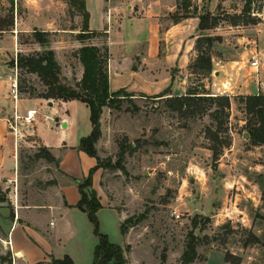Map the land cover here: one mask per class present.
Listing matches in <instances>:
<instances>
[{
  "label": "rangeland",
  "instance_id": "rangeland-1",
  "mask_svg": "<svg viewBox=\"0 0 264 264\" xmlns=\"http://www.w3.org/2000/svg\"><path fill=\"white\" fill-rule=\"evenodd\" d=\"M191 1L199 14L210 11L216 16L227 18L219 26L201 32L203 35L220 37L212 48L213 69L222 67L224 61L241 60L247 65L239 73L228 76L233 80L236 93L231 97L224 125L228 129L225 134L231 139L230 146L224 148L217 159L214 157L210 148L211 141L206 135L207 128L216 124L212 111L188 115L168 106L166 97L170 95L154 97L128 90L134 95L126 98L121 111L114 110L110 114L105 109L102 135L96 144L97 155L105 167L103 176L98 170L93 173V187H100L102 179L114 205L126 211V219H131L128 223L137 226L140 240L150 247V252L144 244L137 246L132 256L144 260L143 264H162V255H166L165 264H181L180 259L186 250L188 234L195 220L202 228L195 230L201 239L197 246L200 262L207 248L217 247L240 256L244 264H264V144L254 145L250 140L248 131L252 126V117L246 112L241 100L242 95L251 94L246 92L255 89L258 81L264 82V0L253 3V10L261 21L249 25H231L227 17V13L240 12L245 0ZM86 4L90 12V25L94 28L103 24L105 14L110 16L112 13V17L117 18L127 13L138 17L158 13L163 30L175 22L176 17L184 14L182 7L178 8V0H86ZM172 5L173 10L167 15L162 14ZM9 7L8 0H0L2 18L7 16ZM27 21L31 28L24 24ZM18 22L30 30L19 33L22 46L19 52L15 51L10 56V68L15 67L19 53L43 52L53 47L63 68L62 72L70 78H77L82 68L73 56L76 48L72 45L77 40L83 17L69 0H15L14 26ZM49 22L55 24L51 29L54 33L49 35L50 42L44 46L35 42L31 30L50 29L47 26ZM145 32L140 27L135 31L129 23H125L123 28V34L128 37L135 36V33L145 35ZM96 36L86 41L98 40L102 43L103 38ZM112 39L117 52L116 45L120 39L116 30L112 33ZM3 42L8 47L11 45L9 40ZM253 57L260 58L258 71L249 66ZM236 68L239 69L238 65ZM11 73L7 70L3 78L9 79ZM215 75L203 77L188 69L182 85L187 89L195 87L200 91L214 93L217 90L213 89L211 82L213 79L220 81ZM24 77L29 85H35L38 92L45 89L37 74H25ZM170 86L167 89L170 90ZM24 96H28L27 93L20 94V97ZM12 99L10 93H7L0 100V118L10 116ZM30 107L40 108L38 123L35 124L34 120L28 124L22 119L19 122L18 139L8 124L7 137L16 151L17 165L14 166L13 159H6L11 169L9 174L3 171L4 175L0 177V200L6 202L12 211L18 204L27 202L36 191L54 187L56 181V163L36 156L47 154L45 146L35 134L36 126L43 139L53 145L55 155L67 173L61 175L59 184L68 201L77 200L79 195L76 179L87 177L96 165L94 156L75 147L91 131L90 109L85 103L76 101L54 108L22 98L21 114H26ZM63 113L69 117V125L65 128L61 127V123L57 126L56 122L58 116H64ZM46 115L52 120L47 119ZM60 140L66 141L68 147L58 145ZM119 142L128 147L122 160L124 169L109 166L118 162ZM35 211L37 214L32 218L34 223H44L46 218L62 223L57 212L52 217L48 214V208ZM141 215L145 216L141 218ZM138 218L141 220L136 222ZM69 219L75 223H89V226H81V236L77 237H74L70 228L64 227L60 240L74 254L78 264H91L95 246L86 235L89 227L92 226L94 231L95 226L88 214H73ZM97 219L100 232L107 234L111 242L122 244L124 237L114 224L117 222L113 213L104 210L98 215L97 212ZM131 226L128 225L129 228ZM205 235L208 237L207 242ZM253 236L258 240H254ZM94 240L97 241V238ZM4 259L6 264H11L10 253L0 255V261Z\"/></svg>",
  "mask_w": 264,
  "mask_h": 264
},
{
  "label": "crops",
  "instance_id": "crops-1",
  "mask_svg": "<svg viewBox=\"0 0 264 264\" xmlns=\"http://www.w3.org/2000/svg\"><path fill=\"white\" fill-rule=\"evenodd\" d=\"M170 10H173V5L170 6V8H168L162 14L167 15ZM157 15L158 13L153 14V16L146 14L138 17L131 13H127L126 15H122V17L120 16L117 18H113L112 13L110 16L105 14L103 17V24H101L100 27H91L89 22V26L92 31L104 33V35H98L95 37L103 38L102 43H100L98 40H91V42H87L86 40L81 41L77 39L72 46H75L74 48L77 49L84 44H94L98 46H101L103 44L108 45L110 55L108 61V73L111 91L125 88L127 91L129 90L135 93L157 95L164 92L171 85L168 95H183L188 90L185 86L182 85V82H185V72H188L189 64L196 56L195 43L197 38L203 35L201 34V32L204 30H201L198 26V17H189L180 20L179 22H173L172 24L164 27L162 30V23ZM125 23H129V25L134 26L135 31L140 27L144 29V32H147H145V35L135 33V36H125L123 34ZM24 24H26L27 28H31V25L28 21ZM24 24L22 25L18 22L12 30L0 31V100H2L7 95V93H10V95L12 96L11 91L8 92V90L9 87L11 89L12 79L15 77L17 72L15 70V67H9L8 62L10 61V56H13L15 54V51L16 53L19 52V48L20 46H22V43H20L19 41V33L27 32L30 30L25 28ZM47 26H50V29L47 28L39 30L50 31L55 27V24L54 22H49ZM23 27L24 29H22ZM145 28H147V30H145ZM114 30L118 32L120 39L119 43L116 45L117 52H115L114 50L115 46L112 39V33L114 32ZM31 31H34V29H32ZM6 40L11 41V45H9V47L3 42ZM48 48L53 49L56 54L55 48ZM56 58H58L57 55ZM213 60H215V58H213ZM236 61H238L239 63L236 64ZM217 64L220 65L219 63ZM221 64H223V66L217 68L214 73L216 74V78H219L220 81H216L215 79H213L211 85H213L214 82L220 84L221 82L227 80L228 76L239 73L240 70H242L240 69L239 65L244 66L245 62L243 64L239 60H233L230 62L224 61ZM237 65L239 69L236 68ZM7 70L11 71L12 73L8 76L9 79H4L3 75ZM82 72L83 68L81 70V73L78 76L76 75L78 79L81 78ZM64 76H66L69 80H73V77L70 78L67 74H64ZM207 88H209V85ZM213 89L216 90L214 86ZM253 89L248 90L246 93H255L254 91H256L257 85L256 88L254 90ZM22 98L29 99L35 102H41L42 104L45 103L46 105L54 108H56L55 106L69 105L72 102L79 101H64L60 99L50 100L45 98H31L29 96L19 97L16 103L15 100L12 99L13 109L9 113L10 116L15 112V104L17 106L18 113H22L20 110V101ZM30 108L38 109V112L35 116V124H37L39 120L38 115L40 114V108ZM105 109H108L110 114L114 111L108 107H105L104 110ZM104 110L101 116V124H104V113L106 112V110ZM63 115L64 116H62V118L58 116L56 118V122L57 126H59L61 123V127L65 128L69 125V117L68 115H65V113H63ZM8 117L0 118V177L4 175L3 171L5 172V174L10 173L9 171L11 167H9L6 162V159L8 157L13 159L14 166L17 165L16 151L10 145L8 140L9 138L7 137ZM45 117L49 120H52V118L48 115H46ZM60 119H62L61 122ZM92 128L93 126L91 124V131ZM34 131L36 136L38 137V140L42 143L43 146L49 148V150L57 160L55 162L58 170L55 176L56 181L54 182V187L36 191L35 193H33L34 195H30V198H28L27 202L18 204V207H16V209H13V211L6 204V202L0 200V255L10 253L11 264H52L53 257L63 258L65 255H70L73 258L75 264H78L74 254L67 248V245L60 240V235L62 229L64 227H67L71 229V233L74 235V237L81 236L79 230L81 226H89V223H75L73 221H70L69 219V217L73 214H87L86 212L76 207L81 198V194L79 192L77 200L68 201L66 199V195L60 188L59 178L61 177V175H67V173L62 167L60 159L55 155L53 145L43 139L42 133H39L37 131V126L34 128ZM79 144L77 142L75 147H79ZM58 145L62 147H68L66 145V141L62 140H60ZM95 162L97 164L96 158ZM7 171L8 173H6ZM98 171L103 176V168L98 169ZM99 185L100 187L98 188L94 187L100 193L99 197L102 203V208L98 210V215L104 210L113 213L117 222L114 224L119 227L122 233L121 226L127 218L126 211L119 210L118 207L114 205V200L111 199V197L105 190L102 179L100 180ZM95 186L97 187V185ZM38 208L50 209V211H48V214L52 215V217L53 214L57 212V214H59L58 218L62 223H57V221H53L51 218H46L44 223H34L32 218L33 216H35V214H37L35 210ZM136 227V225H133L128 229L126 233H122L124 241L122 242V244H118L123 248L127 245L130 246V250L125 254L127 258V264L144 263V260H138L137 258H133L132 256L134 255L137 246L140 247L145 244L142 240H140V235L138 234ZM93 232L94 231L92 229V226H90L89 233L86 236L90 237V239L93 240V246H95L96 248V245L98 244V238L96 235H94ZM95 238H97V241L94 240ZM4 240H10L11 245L4 244ZM147 248L148 252H150V247L148 245H146V249ZM0 264H6L5 260H1ZM91 264H94V259H92ZM192 264L232 263L226 259V255L223 249H218L217 247H209L206 250L203 260L200 262L199 258H197Z\"/></svg>",
  "mask_w": 264,
  "mask_h": 264
},
{
  "label": "trees",
  "instance_id": "trees-1",
  "mask_svg": "<svg viewBox=\"0 0 264 264\" xmlns=\"http://www.w3.org/2000/svg\"><path fill=\"white\" fill-rule=\"evenodd\" d=\"M8 1L10 2V7L7 16L2 18L0 15V31L12 30L14 27L15 0ZM255 1L257 0H245L240 12L234 14L227 13L231 25H249L260 22V16L253 10V3ZM69 3L75 6L83 17L82 27L76 35L78 40H88L96 36V34L104 35V33H98L90 29V12L87 9L86 0H69ZM179 6L182 7L184 14L176 17L175 22L189 17H198V26L201 30L215 28L227 19L216 16L210 11L205 14H199L191 0H178V8ZM51 33H54V31L34 29L32 35L35 42L45 46L50 42L48 37ZM219 38L212 35H203L197 38L195 43L196 56L189 64V69L192 73L203 75V77H208L212 74V48L215 41ZM73 56L81 64L83 72L80 79L73 78V80H69L64 76L62 66L58 62L53 49L46 48L43 52L19 53L17 59V67L20 71L19 91L27 93L31 98L60 99L64 101L79 100L86 103L90 108V119L93 128L88 136L81 139L79 149L94 156L97 159V164L91 169L87 177L76 179L81 194L76 207L86 212L95 226L94 233L98 238V244L94 251V264H127L125 254L130 250V246L127 245L123 248L111 242L107 234L100 232L97 212L102 208V203L97 190L93 187L92 176L96 170L105 167L101 162V158L97 155L96 149V144L102 135L101 116L104 108L108 107L111 110L121 111L126 98L134 94L129 93L125 88L116 91L110 90L108 73L110 55L108 45L84 44L73 51ZM25 74H37L45 89L38 92L35 85H29L27 79L23 78ZM168 92L169 89H166L164 92L154 95V97H164L169 94ZM241 100L245 104L246 112L252 117V126L248 131L250 140L254 145L264 144V94L242 95ZM166 101L168 106L173 110L188 115L204 114L208 110L212 111L211 114L216 124H212L207 128L206 135L211 141L210 148L216 159L222 154L224 148L230 146L231 139L229 135L225 134L228 129L224 127L225 118L228 116L227 109L231 106V98L229 96L211 95L210 92L200 91L195 87H191L183 95L166 97ZM127 149L128 147H126L125 143L119 142L118 162L114 165L109 164L111 168L124 169L122 160ZM44 150L47 151L46 155L39 154L36 156L38 158L44 157L49 161H57L55 156L46 147ZM144 216L141 215V218ZM141 218H138L136 222L140 221ZM206 220L209 221V217ZM128 222H131V219H126L122 224V233L128 231L129 224L132 226L135 224ZM199 224L195 220L193 229L188 234L189 240L186 250L181 256V264H192L198 258L197 246L201 239L195 230L199 227ZM204 238L207 242L208 237L205 235ZM253 239L258 240L256 236H253ZM225 255L226 259L232 264H244L240 256L230 251H226ZM165 260L166 255H162V264H165ZM52 264H75V262L70 255H65L63 258L53 257Z\"/></svg>",
  "mask_w": 264,
  "mask_h": 264
},
{
  "label": "built area",
  "instance_id": "built-area-1",
  "mask_svg": "<svg viewBox=\"0 0 264 264\" xmlns=\"http://www.w3.org/2000/svg\"><path fill=\"white\" fill-rule=\"evenodd\" d=\"M240 62H242L244 64V61L239 60ZM239 63L238 61H236V64ZM249 66L251 69L258 71L259 67H260V58L258 57H253L250 61H249ZM240 69L246 68L247 65L246 63L243 65H239ZM15 70H16V75L15 77L12 79L11 82V94L13 96V99L15 100V103L18 101L21 92L19 91V77H18V67H17V59L15 60ZM216 69L214 68L212 71V74L215 75ZM217 92L211 93V95H225V96H229L230 98L235 95V85L233 84V80L231 78H228L227 80L221 82L220 84H218L217 82H214L213 85ZM254 94H264V82H260L258 81L257 83V92H255ZM38 112V109L36 108H29L26 111V114H19L17 111V106L15 104V112L7 118V122L9 124V127L11 129V132L15 135L16 139H18L19 137V122L22 121V119L24 120L25 123H32L35 120V116ZM179 216V215H177ZM1 239V237H0ZM11 241L8 240H4L3 243L6 245H11L10 243Z\"/></svg>",
  "mask_w": 264,
  "mask_h": 264
},
{
  "label": "water",
  "instance_id": "water-1",
  "mask_svg": "<svg viewBox=\"0 0 264 264\" xmlns=\"http://www.w3.org/2000/svg\"><path fill=\"white\" fill-rule=\"evenodd\" d=\"M246 137H248V134L246 133V135H245Z\"/></svg>",
  "mask_w": 264,
  "mask_h": 264
}]
</instances>
